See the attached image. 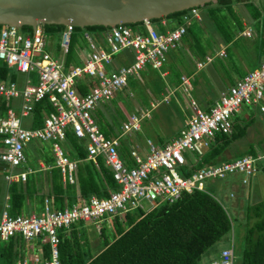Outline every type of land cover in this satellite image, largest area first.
<instances>
[{
    "label": "built area",
    "instance_id": "1",
    "mask_svg": "<svg viewBox=\"0 0 264 264\" xmlns=\"http://www.w3.org/2000/svg\"><path fill=\"white\" fill-rule=\"evenodd\" d=\"M202 20L199 6L187 9L181 15V23L170 27L173 19H143L136 25L119 23L108 29L95 32L85 31L86 46H79L77 56L80 64L65 67L64 62L53 57L47 50V38L50 36L45 24L38 23L29 31L23 26L0 25V61L8 69L26 74L21 83L10 77L0 81V164H3L4 180L7 183H26L29 173L36 171L28 166L26 171L13 173L12 169L24 167L27 151L33 143H50L53 165L57 167L64 181L76 183L77 161L67 156L64 143L67 131L76 137L87 140L88 159L98 166L102 158L112 171L118 185L109 191L108 196H90L78 198L77 202L62 210L52 209L46 202L40 214L12 215L6 204L0 212V240L21 238L26 244L21 249L22 257L14 264H62L59 259L58 231L69 228L77 222H90L100 230V223L105 216H122L131 210L146 209L144 201L152 207L157 200L171 204L182 194L194 190L205 191L204 180L224 179L241 175V183L247 185L258 172L260 155L245 154L232 160L209 163L184 175L182 168L188 162L196 163L200 156L214 141L217 133L228 134L233 129V116L240 113L242 107L251 106L264 112V55L259 65L249 69L221 91L219 97L206 107H201L192 90V76L181 75L179 87L189 97L191 114L184 120L178 135L157 145L147 140L148 152L144 155L130 147L133 164L127 166L120 155L121 138L138 131L140 121L150 116V109L135 107V113L129 115L120 125L115 136L107 137L96 124L92 111L115 97L118 91L128 86L131 77L139 76L147 66L161 70L170 49L181 44L182 36L192 20ZM158 23L161 29H155ZM74 25L66 24L60 34L59 45L64 56L71 43ZM251 28H245L240 36H251ZM127 50L131 53L126 63L113 66L110 74L105 65L113 64L114 55ZM214 56L225 58L226 46L219 44L213 49ZM214 56L206 54L205 61L195 62L198 69L211 63ZM35 71L36 81L30 73ZM167 72L161 71V75ZM84 88V92L82 91ZM174 89L162 94V101L168 103L174 96ZM12 99H18L19 114L16 113ZM47 99L53 110L47 112L41 108L43 123L32 126L35 104ZM4 104V108L1 107ZM150 101V107L156 106ZM31 116L28 127L22 119ZM6 166V167H5ZM48 169L51 165L40 166ZM9 200V195L5 197ZM34 241L31 246L27 243ZM49 246V256L45 255L44 246ZM31 250L30 255H24ZM211 264H236L232 247L221 251Z\"/></svg>",
    "mask_w": 264,
    "mask_h": 264
},
{
    "label": "trees",
    "instance_id": "2",
    "mask_svg": "<svg viewBox=\"0 0 264 264\" xmlns=\"http://www.w3.org/2000/svg\"><path fill=\"white\" fill-rule=\"evenodd\" d=\"M234 3H243L254 21L250 28L256 35V41L251 44L255 56L254 59L251 55L246 57V63L250 65L249 69H254L263 57L259 56L257 51L264 44V0H257V2L253 0H217L205 4L203 7H205L207 17L215 27L220 41H216L214 44L209 37L197 34L199 30L190 25L182 36L181 42L187 44L188 48L199 57H204L207 50L217 48L222 42L226 46L228 62L226 66L230 64L234 66L238 60L241 61L235 55L233 47L229 45L234 43L236 46L237 42L243 39L239 33L246 28L234 9ZM185 11L174 12L167 17L181 23V15ZM202 20L199 22L201 23ZM45 25L50 36L54 34L60 36L64 29V25ZM22 29L29 31L31 27L23 26ZM106 29L108 27L102 25L74 26L68 52L61 59L65 67L80 64L77 56L78 32L82 31L84 34L85 31L100 32ZM58 47L60 49L59 43ZM127 52L130 59L131 53ZM256 57L257 60H255ZM220 64L222 67L225 66L223 62ZM245 74L246 70L240 77ZM7 77L14 80V70L8 69L6 64L0 61V81ZM180 77L181 75H177L176 83L180 82ZM1 107L4 108V104L1 103ZM43 107L47 112L53 110L47 99L36 103L32 126L42 125L41 108ZM92 116L105 136L114 135L112 126L105 120L102 112L94 114L93 110ZM245 118L247 119L240 120H245V125H240L239 120L235 118L230 133H217L214 141L200 156V160L196 163L190 161L184 166L183 174L190 175L206 164L222 161L223 158L220 159L222 153L233 141L246 134L249 123L253 121L252 117ZM64 148L67 156L77 161V181L74 184L64 181L60 170L52 166L54 163L52 153L48 158L42 147H39V158L46 165H51L50 168L37 172L40 177L45 176L49 187L41 197L44 205L47 202L50 208L62 210L77 202L80 197L84 199H89L92 195L106 197L109 191L118 188L112 171L105 165L102 158L98 159V166L93 160L88 159L86 139L78 138L71 131H67ZM124 150H126L124 147L119 148L121 158L127 164L128 162L122 156ZM247 153L253 156L259 155L253 149ZM130 163L133 164V161ZM231 177H236L234 179L241 181L240 175L229 176L228 179ZM27 182L28 177L25 191L14 187L13 192L9 194L8 201H10L9 208L12 215L19 214L23 209L26 195L29 192ZM33 193L34 191H31V194ZM249 209L253 211L257 220L252 225H246L243 243L238 253L235 252L236 246L231 240L229 246L219 250L216 258L219 257L222 250L232 247L236 264H264V200ZM104 222L105 224H103ZM88 223L93 225L94 230L98 232L99 242H92L89 239L86 230ZM109 224H111V228ZM230 229L231 216L222 202L207 190H194L192 193L182 194L177 201L171 204L157 200L150 208L131 210L122 216L115 215L108 219L105 216L100 223L99 231L93 223L82 221L72 224L69 228L60 229L58 231L60 238L59 259L62 264H200L203 254L214 244L226 238ZM3 244V247L0 246V260L3 259V263L0 264H14L18 258L22 257L23 252L19 239H9ZM44 251L45 255L49 256L48 245L44 246Z\"/></svg>",
    "mask_w": 264,
    "mask_h": 264
},
{
    "label": "rangeland",
    "instance_id": "3",
    "mask_svg": "<svg viewBox=\"0 0 264 264\" xmlns=\"http://www.w3.org/2000/svg\"><path fill=\"white\" fill-rule=\"evenodd\" d=\"M257 2V0H253ZM234 9L241 18L242 22L247 28L253 24L249 12L245 8L243 3H234ZM202 22L192 20L191 27H195L197 34L209 37L214 44L216 41H220L217 31L213 24L207 17L205 7L200 6ZM207 10V9H206ZM203 12V13H202ZM178 21L174 20L169 24L170 27H176ZM155 29H161L158 23L153 24ZM21 30H23L21 28ZM78 45L86 46L87 40L82 34V31L78 32ZM242 37V36H241ZM60 36L54 34L49 36L46 42V50L58 59H63V54L58 47ZM243 39L237 42L235 46L231 43L235 55L241 61H237L233 65L226 66L227 59L214 56L213 49L207 50L206 54L214 56L211 63H207L204 67L198 69L195 62L198 60L205 61L204 57H199L188 48L187 44L181 42L176 48L170 49L167 54V61L164 67L159 71L147 66L141 71L139 76L131 77L128 81V86L123 91H118L115 97L105 104H101L94 110V114L102 112L105 120L112 126V128H120L123 121L127 120L130 114L135 113V107L140 106L142 108L150 109V116L144 117L140 121V129L133 131L123 137L120 148H125L122 156L128 162L126 165L129 167L132 163L130 157V147L136 148L140 154L144 155L148 152L147 140H151L157 145L167 141L173 137H176L180 129L184 125V120L189 118L191 110L188 105L189 97L179 87V83H176L177 75L192 76V90L196 96L197 101L201 107H206L211 101L217 99L221 91L225 90L236 79L240 78V75L244 73L250 65L246 63V57L251 55L254 59L255 52L251 44L256 41V35L252 29L251 36L242 37ZM220 44H223L222 42ZM224 45V44H223ZM259 56L264 55V44L261 45ZM205 54V55H206ZM53 56V57H54ZM129 58L127 51H121L114 55L113 64L105 65L106 71L110 74L113 70V66L121 63H126ZM245 59V60H244ZM257 60V57L255 58ZM220 62L224 63V67ZM222 67V68H221ZM14 70V69H11ZM161 71L167 72L162 76ZM15 81H22L26 74L18 73L14 70ZM33 82L36 81L37 74L35 71L30 73ZM174 89V96H172L168 103L162 101V94L167 93L169 90ZM156 101L154 108L150 107V101ZM11 102L14 105V109L19 114L18 99H12ZM264 104V99H263ZM245 117H252V122L249 123L246 134L233 141L228 148L222 153V160H232L241 157L250 149L258 152L261 159L258 162V172L255 177L251 179L250 183L243 185L240 180L226 177L224 179H206L204 180L205 190L211 192L216 196L222 204L227 208L231 216V229L226 238H223L220 242L214 244L211 248L203 254L200 259V264H210V262L216 258L219 250L222 247L229 246L231 240L234 242L236 248L235 252L238 253L239 248L242 246L244 234L246 231V225H252L257 218L253 211L249 209L254 205L259 204L264 200V112H261L259 108H252L251 106L242 107L240 113H235L232 122L236 119L239 120L240 125H245ZM22 123L25 127H28L31 123V116L24 117ZM162 142V143H161ZM39 147L45 151L48 158L51 157L50 143L37 142ZM34 146V148H33ZM128 150V151H127ZM40 157V149L33 143L30 149L27 151V162L24 163V167L18 166L12 169L13 173H17L21 170L26 171L28 166L36 168L37 158ZM38 157V158H39ZM34 165V166H33ZM185 167L183 166L182 169ZM241 176V175H240ZM28 188L29 192L25 198V204L20 214H28L34 212L40 214L44 210V203L42 196L48 191L49 187L46 183L45 176H41L35 173L28 174ZM16 187L25 191V184L21 182L7 183L3 181L0 174V211L10 202L4 198L6 194H11L13 188ZM34 189V190H33ZM31 191H34L31 194ZM144 206L149 207L147 201H144ZM11 213L10 208H7ZM105 224V222L103 223ZM111 228V224H109ZM86 230L89 239L92 242H99L100 237L98 232L94 230L93 225L86 224ZM21 241V247L25 246V242ZM4 241L0 240V246L3 247ZM34 241L28 242L27 245L31 246ZM32 253L31 250L25 252L24 255ZM3 259L0 260V263ZM3 263V262H2Z\"/></svg>",
    "mask_w": 264,
    "mask_h": 264
},
{
    "label": "water",
    "instance_id": "4",
    "mask_svg": "<svg viewBox=\"0 0 264 264\" xmlns=\"http://www.w3.org/2000/svg\"><path fill=\"white\" fill-rule=\"evenodd\" d=\"M217 0H0V25L71 24L79 27L133 24L204 6Z\"/></svg>",
    "mask_w": 264,
    "mask_h": 264
},
{
    "label": "crops",
    "instance_id": "5",
    "mask_svg": "<svg viewBox=\"0 0 264 264\" xmlns=\"http://www.w3.org/2000/svg\"><path fill=\"white\" fill-rule=\"evenodd\" d=\"M53 56H54V55H53ZM56 58H57V57H56ZM57 59H58V58H57ZM248 69H249V68H247L246 71H247ZM30 77H31V76H30ZM14 80H15V79H14ZM234 80H236V78H235ZM18 82L21 83L22 81H18ZM230 85H231V84H230ZM211 102H212V101H211ZM209 104H210V103H209ZM14 105H15V104H14ZM32 119H33V117H32ZM118 130L120 131V128H118V129L113 128L114 135H112V136L117 135V134H118ZM121 139H122L121 141H123V138H121ZM163 142H164V141H163ZM122 143H123V142H122ZM122 143H121V144H122ZM161 143H162V142H161ZM35 145L39 148V146L37 145V143H35ZM29 149H30V148H29ZM38 157H39V156L36 155V158H37V161H36V162H37V164H36V166H37V167H36V168H37V171H36V172H39V171H41V170H45V169H42V168L40 167L41 164L44 163V162L41 160V158H38ZM44 164H45V163H44ZM33 166H34V165H33ZM3 167H4L3 164H0V174L2 175V179H3V181H5V180H4V177H3V175H4ZM5 167H6V166H5ZM36 168H35V169H36ZM231 178L233 179V178H236V177H231ZM7 195H8V194H6V195L4 196V198H5ZM3 209H4V208H2V210H3ZM2 210H1V211H2ZM1 211H0V212H1ZM28 251H29V250H28ZM30 254H31V253H29L28 255H30Z\"/></svg>",
    "mask_w": 264,
    "mask_h": 264
},
{
    "label": "clouds",
    "instance_id": "6",
    "mask_svg": "<svg viewBox=\"0 0 264 264\" xmlns=\"http://www.w3.org/2000/svg\"><path fill=\"white\" fill-rule=\"evenodd\" d=\"M252 30V29H251ZM61 50V49H60ZM50 53V52H49ZM51 54V53H50ZM52 55V54H51ZM53 56V55H52ZM55 57V56H54ZM56 58V57H55ZM223 161V160H222Z\"/></svg>",
    "mask_w": 264,
    "mask_h": 264
},
{
    "label": "bare ground",
    "instance_id": "7",
    "mask_svg": "<svg viewBox=\"0 0 264 264\" xmlns=\"http://www.w3.org/2000/svg\"><path fill=\"white\" fill-rule=\"evenodd\" d=\"M46 26V25H45ZM97 123V122H96ZM33 148H34V146H33ZM10 202V201H9Z\"/></svg>",
    "mask_w": 264,
    "mask_h": 264
}]
</instances>
